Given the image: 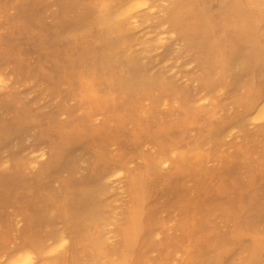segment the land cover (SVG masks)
I'll list each match as a JSON object with an SVG mask.
<instances>
[{"label":"rangeland","instance_id":"374dc122","mask_svg":"<svg viewBox=\"0 0 264 264\" xmlns=\"http://www.w3.org/2000/svg\"><path fill=\"white\" fill-rule=\"evenodd\" d=\"M115 2L0 0V124L15 115L0 142V262L27 245L36 248L31 264H190L200 249L204 264H250L252 238L264 235V121L250 116L238 126L233 117L245 114L250 88H264L262 68H236L233 89L221 80L205 88L211 60L201 67L158 34L162 0L119 34L103 23ZM121 41L132 60L117 51L107 62ZM78 57L95 71L93 90L90 76H70ZM184 113L200 123L180 129ZM24 118L32 120L26 127ZM229 120L236 127L214 144L207 128ZM61 132L71 136L67 145ZM104 168L120 176L98 179ZM146 177L154 180L143 202L149 234L129 252L121 242L129 180ZM220 242L231 256L218 254Z\"/></svg>","mask_w":264,"mask_h":264},{"label":"bare ground","instance_id":"6f19581e","mask_svg":"<svg viewBox=\"0 0 264 264\" xmlns=\"http://www.w3.org/2000/svg\"><path fill=\"white\" fill-rule=\"evenodd\" d=\"M158 0H116L113 5H109L106 9H110L108 14L104 16L103 23L106 30L114 34H119L124 28L137 27L145 22L143 20L145 14L151 9L157 7ZM202 7L200 10L195 9L199 0H162L163 7L158 9L161 14L159 20H155L158 27L163 30L158 34L166 35L173 38L175 44L181 50V53H186L193 56V60L200 63L203 67L211 60V67L215 72L208 76L206 81L202 84L206 88L218 86V81H223L225 89H233L239 83L234 70L236 68H262L261 76L264 79V45L260 41V37L264 32V0H200ZM18 4V3H17ZM96 8H92L90 14L99 12ZM214 10L209 12L210 9ZM92 24H102L101 21H92ZM263 25V28H262ZM55 36L59 38V31L54 30ZM164 37L158 38L160 43H163ZM56 41H50L48 45L56 44ZM39 42L42 43L41 39ZM121 51L125 56L126 61H131V55L128 51L126 43L121 41L116 44H111L108 48L106 61L114 59V53ZM179 54V53H177ZM96 56L93 58V62ZM164 61L168 60L164 57ZM74 65H78L77 69L72 71L70 76H75L79 79L87 76L91 77V89L95 86L94 69H89V63L78 57L72 61ZM95 69L97 65L93 64ZM93 72V73H92ZM3 80L0 79V89ZM126 88L124 84L117 85L114 89L121 90ZM248 101L245 102V114L242 117H233L234 123L240 126L242 122L252 116L253 121H264V88L261 86H254L250 88ZM93 93L89 94L90 102H95L96 108L100 107V101ZM10 112H17L19 107L10 103ZM10 115V116H9ZM15 118V115L8 114L7 118L2 120L0 124V142H4L10 133V125ZM5 121V122H4ZM32 122L31 119L22 120L23 126H27ZM200 123L196 116L184 113L180 116L178 125L180 129L190 126L192 124ZM232 120L224 121L219 127L210 126L207 128L206 136L216 144L220 139L232 133L236 127ZM234 124V125H233ZM13 125V123H12ZM10 132V133H9ZM71 137V136H70ZM70 137L65 133H60V144L67 145ZM55 148V147H54ZM54 148L51 150L56 151ZM34 152H30L33 154ZM44 153L40 152L36 155L37 158H42ZM59 155V154H58ZM166 160H161L160 165H166ZM184 160V158H183ZM182 161V160H181ZM181 169V166H179ZM175 169H178L175 165ZM174 169V174H180ZM120 176V171L117 169L104 168V173L100 174L98 179L111 181ZM152 180V181H151ZM146 177L144 179L129 180L130 189L128 192L131 207L124 214L127 220V226L121 230V242L124 249L132 252L137 245L138 239L142 235H147L143 228L144 216V201L147 196V189L154 181ZM84 198V197H83ZM82 198V199H83ZM85 199V198H84ZM81 203V202H79ZM95 209L92 207L91 214L96 216ZM58 237V236H57ZM61 240L65 239L64 235L59 236ZM59 239V241H60ZM64 243V242H63ZM66 244V241L65 243ZM220 248L217 249L218 254L225 253L231 256L232 249L228 246L219 243ZM41 247V246H40ZM38 248L41 249V248ZM61 247V246H60ZM64 247V246H63ZM36 248L24 245L21 250L14 251L8 259L0 264H31L36 256ZM62 249V247H61ZM264 252V235H257L252 238V248L250 252V264H264L260 260L261 253ZM205 255L203 250H195L189 255L190 264H204ZM117 264H129L124 259Z\"/></svg>","mask_w":264,"mask_h":264}]
</instances>
